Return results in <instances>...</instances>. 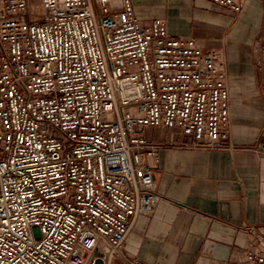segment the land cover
Here are the masks:
<instances>
[{"label":"built area","instance_id":"obj_1","mask_svg":"<svg viewBox=\"0 0 264 264\" xmlns=\"http://www.w3.org/2000/svg\"><path fill=\"white\" fill-rule=\"evenodd\" d=\"M229 109L224 50L133 0H0V264H108L155 209L161 149L228 148Z\"/></svg>","mask_w":264,"mask_h":264},{"label":"crops","instance_id":"obj_2","mask_svg":"<svg viewBox=\"0 0 264 264\" xmlns=\"http://www.w3.org/2000/svg\"><path fill=\"white\" fill-rule=\"evenodd\" d=\"M151 1L133 0L138 20L160 18L170 35L224 50L228 148H162L155 209L135 218L108 264H247L249 242L264 253V153L256 149L264 142V0H238L239 13L207 0H159L157 15L146 10ZM173 134L146 139L169 146L187 140Z\"/></svg>","mask_w":264,"mask_h":264},{"label":"rangeland","instance_id":"obj_3","mask_svg":"<svg viewBox=\"0 0 264 264\" xmlns=\"http://www.w3.org/2000/svg\"><path fill=\"white\" fill-rule=\"evenodd\" d=\"M146 10L148 12H150L151 14H159L163 11V9L159 6V0H152L151 3L146 6ZM169 130V129H167ZM175 131L178 132L177 129L175 130H170L169 132H167L165 129H153V128H147L144 132L143 135L144 137L148 138V139H161V137H170L171 139H173L175 137V135L173 134ZM175 139V138H174Z\"/></svg>","mask_w":264,"mask_h":264},{"label":"bare ground","instance_id":"obj_4","mask_svg":"<svg viewBox=\"0 0 264 264\" xmlns=\"http://www.w3.org/2000/svg\"><path fill=\"white\" fill-rule=\"evenodd\" d=\"M39 0H33V5H36Z\"/></svg>","mask_w":264,"mask_h":264}]
</instances>
